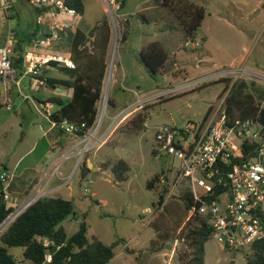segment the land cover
I'll return each instance as SVG.
<instances>
[{"label": "rangeland", "instance_id": "374dc122", "mask_svg": "<svg viewBox=\"0 0 264 264\" xmlns=\"http://www.w3.org/2000/svg\"><path fill=\"white\" fill-rule=\"evenodd\" d=\"M194 1L204 6L205 14L194 38L184 39L178 26L170 30L161 28L156 21L141 19L138 12L149 6L146 0H126L124 7H119L117 0H84L83 12L75 16L76 24L88 30L103 17L110 24L106 71L97 101L96 121L100 120V125L96 137L106 123L111 126L103 139H94L82 156L77 152L82 142L76 145L75 138L70 137L67 142L75 151L66 152V147L62 153L69 155L61 158L58 166L55 162L59 156L51 162L59 153L51 144L62 135L57 126H51L44 110L34 106L31 95L55 92L47 84L42 91H27L32 98L28 101L13 93L16 105L4 125L0 123V171L3 166L12 171L16 158L24 154L9 185V204L14 209L25 199L44 194L70 199L75 215L69 214L61 221L67 235L84 218L89 239L95 236L106 243L117 239L109 264H180L178 256H189L185 232L194 221L188 220L193 216L184 207L183 193L190 183L182 176L173 186L179 158L161 147L155 138L156 127L169 124L180 129L186 122L199 123L210 104L213 108L224 99L228 88L222 89L233 79H245L256 99L264 102V68L261 73L252 63L255 57H264V40L256 37L264 26V0ZM0 10L10 13L1 7ZM6 27L0 18V31L5 30V35ZM123 31L125 39L121 38ZM151 40L161 41L175 53L178 75H152L147 71L138 52ZM86 49H92L91 43H86ZM244 58L246 61L242 62ZM237 66L245 68L234 73L209 74ZM54 74L62 73L56 70ZM204 74L209 77L198 81ZM225 77H230V81ZM25 80L21 85L26 87ZM192 80L197 81L189 83ZM180 82L184 85L169 90ZM54 88L59 91L57 86ZM138 116L142 117L139 121ZM23 128L25 135L21 139ZM120 157L130 165L128 178L123 180H117L109 168ZM88 160L90 168L82 177L81 166L87 165ZM56 166L57 171L47 180ZM155 174L159 180L148 186L147 181ZM60 182L62 185L58 186ZM162 193L163 203H159ZM242 246H225L212 233L204 242V264H248L251 249L248 243ZM162 249L171 250L174 256L167 260L159 252ZM7 250L20 264H27L21 258L22 247L7 246Z\"/></svg>", "mask_w": 264, "mask_h": 264}, {"label": "trees", "instance_id": "16d2710c", "mask_svg": "<svg viewBox=\"0 0 264 264\" xmlns=\"http://www.w3.org/2000/svg\"><path fill=\"white\" fill-rule=\"evenodd\" d=\"M63 1L79 14L84 10V0ZM117 1L119 7H124L126 0ZM146 1L149 6L138 12L142 20L156 21L161 24V28L170 30L178 26L184 39L194 38L205 14L202 4L194 0ZM30 9L33 20L27 21L24 26H20L19 10L15 3L11 2V6L6 10L10 11L9 15L6 14L7 17L15 19V26L12 27L14 42L10 53V63L17 74H21L26 67L25 52L39 32V24L35 18L38 13L45 10V7L30 6ZM110 33L107 17H103L86 32L76 28L72 33L69 47L75 66H62L52 61L51 64L61 71L62 76L45 75L48 68L41 69L37 75L44 78L50 87L62 86L70 90L68 99L58 95H50L46 99L56 105V108L48 113V118L55 122L58 133L66 131L59 126L64 120L77 126L72 131H66L76 138L83 136L94 124L98 112L97 101L102 93L106 71ZM121 38H126L124 31ZM86 43H91V50L86 49ZM138 59L152 75L158 73L178 75L175 53L170 52L159 40H151L142 45L138 52ZM225 79L230 81V77ZM222 90L227 91L224 96L226 116L224 123L236 117H256L264 124V103L261 105V101L257 100L254 93L248 89L245 79H233L230 85L225 84ZM211 110L212 104L208 106L200 122L205 120ZM137 118L138 121L142 119L141 116ZM109 168L117 180L128 178L130 165L124 158H117ZM88 170L89 167L83 163L80 169L81 176H85ZM157 180L159 175L155 174L147 181V185L153 186ZM219 189V186L214 185V192L202 197L206 199L216 197ZM163 196L164 193L159 195V203L162 202ZM7 203V199L3 196L0 178V221L13 210V206ZM183 204L186 211H190L191 207L195 206V210L191 213L194 220L188 218L194 222L185 232L189 256L184 257L185 259L180 256L178 258L181 264H204V242L213 233V226L207 214L198 212L200 201L194 200L190 188L183 193ZM69 214L75 215L70 199L60 195L38 196L1 231L0 264H20L15 255L7 250V246L22 247L21 258L27 264H41L48 252L51 253V259L46 264H107L113 256V248L118 240L106 243L95 236L89 239L86 235L87 224L84 218L79 221L78 228L67 235L61 221ZM250 249L251 256L247 259L248 264H264V244L252 242Z\"/></svg>", "mask_w": 264, "mask_h": 264}, {"label": "built area", "instance_id": "2783aa9c", "mask_svg": "<svg viewBox=\"0 0 264 264\" xmlns=\"http://www.w3.org/2000/svg\"><path fill=\"white\" fill-rule=\"evenodd\" d=\"M27 1L32 6L45 7L44 11L37 14L38 21L45 13L51 15L63 13L70 16L78 14L63 0ZM11 2L12 0H0V7L8 10ZM63 26L64 23L53 20L47 32L38 34L32 39L25 52L26 67L23 74L29 73L38 83L46 85L45 79L37 76L42 67H49L52 61L62 66H75L70 53L49 50L51 45L60 41V31ZM13 42V28L8 26L5 40L0 44V78L3 81L15 73V68L10 63ZM243 68L245 67H226L209 74L234 73L243 71ZM209 74H204L198 78V81L208 78ZM193 81L197 80L189 83ZM183 85L184 83L180 82L169 90ZM263 103L261 102V105ZM45 105L47 106L44 112L48 117L49 104L45 103ZM5 107L10 109L11 104L5 102ZM225 119L224 99H222L212 108L204 121L186 122L180 129H175L169 124L157 126L155 138L167 153L179 158L173 186L182 176L188 178L194 200L200 201L198 212L208 215L218 242L225 246H241V248L244 243H248L249 246L256 241L264 244V124L256 117H236L228 120V123H224ZM51 122L55 126V122ZM114 124L116 125L115 121ZM99 125L100 120H95L86 133L78 139L77 144L82 142L77 149L80 156L92 147L94 139H103L104 132L111 126L108 125L96 137L95 133L98 132ZM59 126L66 131H72L77 127L66 120ZM68 155L61 153L58 161L55 162L57 166L60 159ZM57 166L50 171V177L57 171ZM71 175L72 173L67 178ZM0 178L3 196L8 199L13 173L2 170ZM214 185L220 187L216 197L203 198L202 195L208 196L214 192ZM34 199L27 198L11 210L0 221V233ZM194 210L195 206H192L190 211ZM50 259L51 253L48 252L41 264H46Z\"/></svg>", "mask_w": 264, "mask_h": 264}, {"label": "crops", "instance_id": "0c3cea01", "mask_svg": "<svg viewBox=\"0 0 264 264\" xmlns=\"http://www.w3.org/2000/svg\"><path fill=\"white\" fill-rule=\"evenodd\" d=\"M259 2L260 3L261 2L263 3V0H257L256 1V3H259ZM12 3H15L17 5V7H18V10H19V18H20V21H21L20 26H24V24L27 21L33 20L32 10L30 9V5L31 4L28 3L27 0H12ZM248 12L251 13L252 10H250ZM6 14L7 13H5L3 11H2V13H0V18H1L2 21H4V25H6L7 27L8 26L14 27L15 26V19L14 18H8ZM78 15H80V14L78 13ZM75 16L76 15L70 16V15H66V14H63V13H59V14H55V15H51L50 13H45V14H43L41 16V20L38 21L37 20V15H36V18L35 19H36V22L39 24V32L37 33V35L38 34H43V33L47 32L48 31V28H49V26H50V24H51V22L53 20L65 24V26H63V29L60 31L61 32V39H60V41L54 43L53 46H52V48L50 47L51 48V49H49L50 51H60V52L70 53L69 47H70V43H71V39H72V33L75 31V29L76 28H79V29H81L84 32H86V31L89 30V29L88 30L87 29L84 30L78 24H76V22H74V20L76 19ZM263 30H264V26L256 34L257 35L256 37L262 36V39L264 40ZM254 35L255 34H253V36ZM5 36H6L5 35V30L4 31H0V44H2L4 42ZM245 61H246V58H244L242 60V62H245ZM252 61H253L252 63L254 65L255 69L257 71L263 73L262 72L263 71L262 67L264 68V57L263 58H261V57H255L254 59H252ZM247 66L248 65H246L245 67H247ZM44 68H48L46 75L62 76V74L61 75H55L54 74L55 71L58 70V69L54 65H52V64H50L49 67H42V69H44ZM247 68H249V67H247ZM23 79H26L25 80V84L27 85L26 87H28V88H26L25 86H22L21 85V82H22ZM46 87H48V86L38 83V81L35 79V77L32 76L31 74H29V73H27V74H23V73L17 74L16 73V70H15L14 75L12 77H9L7 80L3 81L0 78V100L2 102V107L0 108V123H3V125H4V123L10 118V116H9V113L10 112L9 111L12 110V109H14V107L16 105L15 102H14V100H13V98H12V96H11L13 93H16L18 96H22L27 101L29 99L31 100L33 98L32 99V102H33L34 106L37 107V108H41L43 110L45 109V106H47V105H45V103L46 104H49V108H51L50 110H53V109L56 108V105L55 104H53L51 101H47L46 100L47 97L50 96V95H58L60 97H63L64 99H68L70 97V90L68 88H63L62 86H57V89H59V91H57V92H56V88L52 87L55 90V92H53V93L44 92V94H39V95H36V94L33 95V94H31L33 96L32 98L27 93V91H30L32 89L41 90L42 91L43 88H46ZM44 101H46V102H44ZM5 102H9L11 104V108L10 109H7L5 107ZM261 102H263V101H261ZM18 113L20 115L22 114L21 111H19ZM110 124L111 123H106L105 127L103 128V130L106 129V127L108 125H110ZM51 126L53 127L52 122H51ZM24 135H25V129L23 128L22 131H21V139H23ZM61 135H62V137H61ZM61 135H60L61 138L57 139L56 141L52 142V144H51L52 147L58 148V150H59V153L56 154V156L51 160V162H54V160L56 161V159L58 158V156L60 155V153H62V150L63 149H65L66 147H68L67 150H65L67 152L68 149H71L73 147V146H71L72 143L67 142V141H69L70 137L73 140L75 138L74 144L76 143V145H77V142H78L79 137L76 138V137H74L70 133H67L66 134V132L61 133ZM76 145H74V146H76ZM74 151H72V149H71V152L72 153ZM23 155L24 154L21 153L16 158V160H15V162L13 164L12 171H11L13 173V177L16 176L14 172L18 168V166H19V164L21 162L20 159H21V157ZM72 155H74V154H72ZM24 167L25 168H28L27 166H24ZM96 167H98V169H99V166H96ZM89 168H90V166H89ZM3 170H8V168L7 167L5 168L3 166ZM91 170H93V168H91ZM49 175L47 176V179L48 178L50 179L52 177V176L50 177ZM61 185H62L61 182L58 183V186H61ZM73 185H75V184H72V189H73ZM75 192H76V187H75ZM185 218H187V215L185 216ZM126 248H127V246H126ZM170 249L173 250L172 247ZM170 251L168 252V251H166V249L165 250L162 249L159 252H161L166 257L167 260H169L171 257L174 256V253L173 252H170ZM178 260H179V258H178ZM109 261H108L107 264H109ZM179 263L181 264V262H179ZM125 264H128V262H126Z\"/></svg>", "mask_w": 264, "mask_h": 264}, {"label": "water", "instance_id": "95a60500", "mask_svg": "<svg viewBox=\"0 0 264 264\" xmlns=\"http://www.w3.org/2000/svg\"><path fill=\"white\" fill-rule=\"evenodd\" d=\"M89 163H91V161L90 160H88V163H87V166L89 167L90 166V164ZM73 192H75V185H73ZM238 248H240L241 249V246H239Z\"/></svg>", "mask_w": 264, "mask_h": 264}]
</instances>
